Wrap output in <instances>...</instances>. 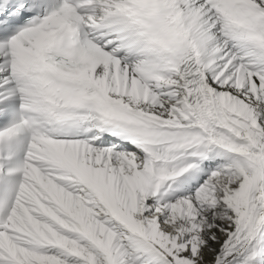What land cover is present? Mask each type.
<instances>
[{
    "label": "snow or ice",
    "instance_id": "1",
    "mask_svg": "<svg viewBox=\"0 0 264 264\" xmlns=\"http://www.w3.org/2000/svg\"><path fill=\"white\" fill-rule=\"evenodd\" d=\"M0 264H264V0H0Z\"/></svg>",
    "mask_w": 264,
    "mask_h": 264
}]
</instances>
